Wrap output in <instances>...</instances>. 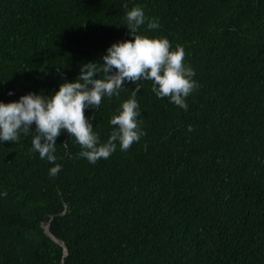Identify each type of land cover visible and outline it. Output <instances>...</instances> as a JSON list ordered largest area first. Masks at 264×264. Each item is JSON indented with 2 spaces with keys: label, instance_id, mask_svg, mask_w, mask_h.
<instances>
[{
  "label": "trees",
  "instance_id": "16d2710c",
  "mask_svg": "<svg viewBox=\"0 0 264 264\" xmlns=\"http://www.w3.org/2000/svg\"><path fill=\"white\" fill-rule=\"evenodd\" d=\"M135 6L160 25L139 35L185 50L187 110L141 81L146 135L91 164L64 132L55 177L31 135L0 144V264H264V0H0V101L101 63ZM123 87L85 111L101 142Z\"/></svg>",
  "mask_w": 264,
  "mask_h": 264
},
{
  "label": "clouds",
  "instance_id": "9594fccd",
  "mask_svg": "<svg viewBox=\"0 0 264 264\" xmlns=\"http://www.w3.org/2000/svg\"><path fill=\"white\" fill-rule=\"evenodd\" d=\"M124 21L130 39L111 44L100 56L101 63L81 64L74 81L65 80L53 94L29 92L17 101H0V144L19 142L22 134L31 135L32 151L54 165L49 175L55 177L62 168L56 163V139L64 132L80 146L79 157L91 164L109 158L117 145L121 151H127L146 135L140 127L138 118L142 113L136 98L141 81L152 82L151 91L158 99L168 98L170 103L187 110L186 98L199 85L193 79L194 69L184 62V48L177 45L173 50L166 37L139 35L145 24L148 31L160 27L155 18L145 16L140 6L128 10ZM126 83L134 84L135 88L110 119L109 124L114 127L107 141L101 142L94 131V117H86L85 111L95 112L105 97H118ZM7 95L12 96L14 92L10 90ZM188 131H192L191 126Z\"/></svg>",
  "mask_w": 264,
  "mask_h": 264
},
{
  "label": "water",
  "instance_id": "95a60500",
  "mask_svg": "<svg viewBox=\"0 0 264 264\" xmlns=\"http://www.w3.org/2000/svg\"><path fill=\"white\" fill-rule=\"evenodd\" d=\"M46 232H47L48 234H50V233H49V225L46 226ZM53 239H54V238H53ZM54 241L58 242V240H56V239H54ZM65 253H66V250H65Z\"/></svg>",
  "mask_w": 264,
  "mask_h": 264
}]
</instances>
